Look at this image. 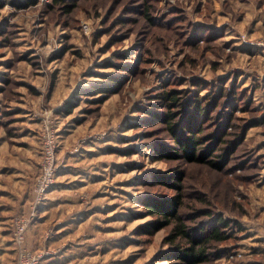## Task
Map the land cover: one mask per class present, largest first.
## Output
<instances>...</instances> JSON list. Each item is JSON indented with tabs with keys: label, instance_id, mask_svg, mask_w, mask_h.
Listing matches in <instances>:
<instances>
[{
	"label": "rangeland",
	"instance_id": "rangeland-1",
	"mask_svg": "<svg viewBox=\"0 0 264 264\" xmlns=\"http://www.w3.org/2000/svg\"><path fill=\"white\" fill-rule=\"evenodd\" d=\"M67 2L74 3L69 14L60 7H49V0H38L21 10L9 5L0 9V106L31 107L27 116L41 123L40 134L43 120L52 123L57 134L56 179L61 168L58 152L63 147L59 140L67 120L72 119L75 127L74 140L68 142L69 153L75 155L86 146L93 147L84 166L92 177L79 196L90 213H98L91 220L88 252L73 264H175L161 255L170 250L164 238L171 227L151 236L136 234L140 225L153 220L136 216L143 213L140 200L150 194L166 199L175 195L172 189L152 184L163 173L168 177L180 173L183 178L180 214L190 228L198 232L200 226H206V211L230 223L223 230L231 238L212 243L210 260L203 264H264V3L150 1V14L156 21L177 10L190 27L204 25L219 34L213 41L180 44L176 32L168 33V37L149 25L144 14L148 0ZM62 48L61 55L52 59ZM118 54L126 60L121 62L115 57ZM106 61L125 63L134 67L133 72L104 67ZM104 73L122 79L118 92L99 104L89 101L95 98L92 96L75 98L79 88L100 82L103 79L97 76ZM197 78L208 83L200 95L210 92L222 79L226 88L240 93L236 96L239 108H233L232 113L234 126L225 137L226 142L239 143L222 171L186 163L183 158L166 161L154 156L158 141L174 150L164 126L150 115L154 109L163 110L155 94L164 82L174 79L182 80L177 89L194 91L190 81ZM243 92L246 97L242 100ZM67 101L76 103L69 115L60 112ZM221 105L204 122L205 135L214 132L216 114L224 116L231 110ZM5 112L1 111L0 119L7 117L8 122H14L13 114L19 109ZM255 120L260 123L250 127ZM138 122L144 125L138 127ZM244 126L245 133L236 141L235 133ZM102 132L104 137L98 138ZM88 135L95 137L79 144ZM126 149L129 154L121 153ZM94 191L101 192L98 201H93ZM96 202L99 207H92ZM50 251L38 252L45 257Z\"/></svg>",
	"mask_w": 264,
	"mask_h": 264
},
{
	"label": "trees",
	"instance_id": "trees-1",
	"mask_svg": "<svg viewBox=\"0 0 264 264\" xmlns=\"http://www.w3.org/2000/svg\"><path fill=\"white\" fill-rule=\"evenodd\" d=\"M157 1V0H148ZM262 4L264 0H256ZM38 0H0V9L5 5H9L15 9H26L34 6ZM152 2L145 7V17L149 25L163 35L174 31L177 34L178 42L194 43L199 40H211L217 37V33L212 32L211 28L204 25L190 27L186 23V17L180 11H174L168 18L154 20L150 14L152 13ZM49 7H60L65 13L69 14L74 9V3H68L67 0H49ZM192 28V34L188 32V28ZM187 30V32L185 31ZM183 38H179V36ZM169 37V36H168ZM64 48L54 54L52 59L61 55ZM117 59L125 61L123 54L115 55ZM104 67H114L118 72L128 71L133 72L134 67H130L123 63H112L106 61ZM100 82H92L87 88H79L74 95L79 99V96L95 97L92 98V103H102L112 93L118 92L122 83V79L116 74H98ZM171 81V82H170ZM163 83L162 90L155 94L158 99L160 109H154L150 115L155 121L161 123L174 143V150L163 146V141L156 142L154 146V156L158 160H175L183 158L186 163L199 164L208 167L209 169L222 171L228 164L230 156L234 152L237 142H226V136L230 135L229 129L233 128V108H239L238 94L233 89H228L223 84V79L219 80L220 84L211 86L210 92L200 95L202 90H205L208 83L200 78L190 81L195 87L194 91H184L177 89L181 79H174ZM233 94L232 99L228 100L227 96ZM241 94L242 100L245 99L246 92ZM225 99V100H224ZM222 103L229 107L226 115H215L214 119H218L214 126V132L208 135L204 134L203 124L211 119V114L215 113L216 109L221 107ZM76 107L75 102L67 101L61 109V113L69 115ZM211 117V118H210ZM142 123H146L142 121ZM138 122V127L143 126ZM260 122L255 120L250 124L258 125ZM136 126V127H137ZM245 127H242L240 133H235L234 139L239 141L245 133ZM232 134V132H231ZM229 146H223L224 144ZM217 146V147H216ZM219 147H222L218 153ZM121 153L129 154V150H124ZM162 185L168 189L175 191V195L169 199L164 196L150 194L140 200L139 205L143 209V213H137L136 216L144 215L153 217L152 221L146 222L138 227L137 235H153L157 231L171 227L170 233L164 238L165 243L170 246V250L163 252L161 255L163 260L176 261L175 264H203L210 260L209 249L212 243H222L229 238L228 234L223 229L227 228L230 223L227 219L221 216L211 214L210 211L205 212L207 220L206 226H200L199 231L196 228H190L185 222V218L180 214V209L183 205V178L180 173L173 176H166L165 173L155 177L153 185ZM151 185V186H153Z\"/></svg>",
	"mask_w": 264,
	"mask_h": 264
},
{
	"label": "crops",
	"instance_id": "crops-1",
	"mask_svg": "<svg viewBox=\"0 0 264 264\" xmlns=\"http://www.w3.org/2000/svg\"><path fill=\"white\" fill-rule=\"evenodd\" d=\"M21 105L22 108L13 104L0 106V114L19 109L15 113L17 116L13 114L14 122H8L7 117L3 121L0 119V264H15L12 220L17 214L28 213L34 179L39 171L41 123L27 116L31 107L26 109L25 104ZM74 129L72 119L63 124L65 133L60 134L59 140V146L63 147L58 146L61 168L56 184L49 190L26 233V246L30 250H51L40 264H73L84 258L91 239V220L98 213L97 210L90 213V208L79 196L87 187L88 177H92L84 166L88 165L93 147L86 146L78 154L71 155L68 142L74 140ZM94 193L93 201H98L101 192ZM92 207H99V203ZM94 226L97 228V224Z\"/></svg>",
	"mask_w": 264,
	"mask_h": 264
},
{
	"label": "built area",
	"instance_id": "built-area-1",
	"mask_svg": "<svg viewBox=\"0 0 264 264\" xmlns=\"http://www.w3.org/2000/svg\"><path fill=\"white\" fill-rule=\"evenodd\" d=\"M42 1L48 2V0ZM104 135L105 133L102 132L98 135V138H103ZM92 137L95 136L88 135L84 137L79 141V144L91 140ZM40 139L39 171L33 184L32 203L29 206L27 214H18L12 220V241L16 251V264H40L44 257L43 252L28 249L26 246V233L49 190L55 184L59 165L57 160V134L52 123L48 120H43Z\"/></svg>",
	"mask_w": 264,
	"mask_h": 264
}]
</instances>
